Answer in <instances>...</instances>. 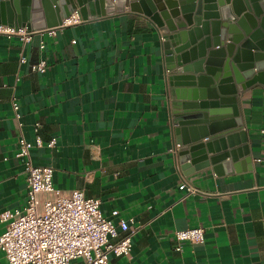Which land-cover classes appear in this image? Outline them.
Masks as SVG:
<instances>
[{"label":"crops","instance_id":"crops-1","mask_svg":"<svg viewBox=\"0 0 264 264\" xmlns=\"http://www.w3.org/2000/svg\"><path fill=\"white\" fill-rule=\"evenodd\" d=\"M126 9L80 17L53 33L42 28L25 44L0 34V213L25 203L28 159L53 167L55 187L98 197L114 223L142 224L130 254H110L109 264H264V85L236 95L246 151L217 169L182 168L174 154L166 29ZM41 58L45 70H33ZM21 134L42 141L28 157L16 154ZM184 182L198 191L180 188ZM192 226L204 227L201 242L175 238L176 229ZM117 229L116 238L127 232ZM0 264H8L2 254Z\"/></svg>","mask_w":264,"mask_h":264},{"label":"water","instance_id":"water-1","mask_svg":"<svg viewBox=\"0 0 264 264\" xmlns=\"http://www.w3.org/2000/svg\"><path fill=\"white\" fill-rule=\"evenodd\" d=\"M124 6L166 29L162 47L181 167L217 169L240 148L243 154L236 95L264 85V0H0V23L42 29L76 9L87 19L124 12Z\"/></svg>","mask_w":264,"mask_h":264},{"label":"built area","instance_id":"built-area-1","mask_svg":"<svg viewBox=\"0 0 264 264\" xmlns=\"http://www.w3.org/2000/svg\"><path fill=\"white\" fill-rule=\"evenodd\" d=\"M76 9L62 23L48 27L50 32L61 25L80 19ZM40 29H31L27 25L0 23V34L7 37L17 36L23 44L28 42ZM43 46V43H41ZM20 61H25L20 56ZM45 58H41L31 68L44 71ZM12 108L14 117L20 124L19 103L13 97ZM40 126L34 123V129ZM264 131V129H263ZM52 137L48 145L55 143ZM38 135L34 143L22 134L18 138L16 154L28 157L31 147L41 145ZM26 200L21 207L4 209L0 220L4 229L0 234V254L8 264H109L108 257L114 255H129L133 236L141 229L142 224L134 218H120L114 223L103 215L98 197H86L82 189H61L53 184V167L25 162ZM180 188L188 193L198 191V188L184 182ZM119 226L127 230L120 238ZM178 241L201 242L204 238V227L192 226L174 231ZM180 248V245L177 246Z\"/></svg>","mask_w":264,"mask_h":264},{"label":"bare ground","instance_id":"bare-ground-1","mask_svg":"<svg viewBox=\"0 0 264 264\" xmlns=\"http://www.w3.org/2000/svg\"><path fill=\"white\" fill-rule=\"evenodd\" d=\"M119 2L123 4V0H119ZM124 7L126 8V6H124Z\"/></svg>","mask_w":264,"mask_h":264}]
</instances>
